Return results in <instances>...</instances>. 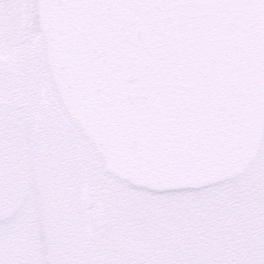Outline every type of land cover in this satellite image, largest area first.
Wrapping results in <instances>:
<instances>
[{"label": "water", "instance_id": "1", "mask_svg": "<svg viewBox=\"0 0 264 264\" xmlns=\"http://www.w3.org/2000/svg\"><path fill=\"white\" fill-rule=\"evenodd\" d=\"M38 8L65 99L112 171L176 189L229 177L252 159L264 0H39ZM131 98L154 132L115 119Z\"/></svg>", "mask_w": 264, "mask_h": 264}, {"label": "flooded vegetation", "instance_id": "2", "mask_svg": "<svg viewBox=\"0 0 264 264\" xmlns=\"http://www.w3.org/2000/svg\"><path fill=\"white\" fill-rule=\"evenodd\" d=\"M15 3L12 20L23 44L28 22L26 7L24 0ZM40 77V89L34 90L33 96L22 104L30 106L29 115L34 119L35 181L41 186L50 216L45 247L51 258H46L45 264H86V246L90 240L98 241L102 230L110 225L109 200L123 195L124 190H135L122 186L105 170L100 153L83 133L80 135L66 113L47 67L44 66ZM7 102L0 98V103ZM23 167L27 175L26 161ZM21 182L20 176L11 174L10 156L0 148V222L5 225L0 239V264L43 261V243L15 255L10 251L12 236L4 238L9 231L10 196L18 191Z\"/></svg>", "mask_w": 264, "mask_h": 264}, {"label": "rangeland", "instance_id": "3", "mask_svg": "<svg viewBox=\"0 0 264 264\" xmlns=\"http://www.w3.org/2000/svg\"><path fill=\"white\" fill-rule=\"evenodd\" d=\"M16 0H0L1 9L0 16V58L7 60L14 64L17 68L20 78L26 83H23L22 80L19 81L20 88H8L5 86V78L0 77V95L12 96L14 101L19 102L20 100H25L30 98V92L34 89L35 85L38 82V76L36 73V69L31 70L29 64V58L32 60L30 55V50L33 49V46L37 44V39L40 36V32L38 30V26L35 23V5L36 0H26V14H27V30L26 33L23 34V38H26L23 44H20L19 37L17 36V30L14 26V21L12 20L13 11L15 9ZM31 21H30V20ZM31 22L33 25H31ZM20 53V54H19ZM33 59L34 56H33ZM7 82V81H6ZM6 87V88H4ZM32 89H31V88ZM0 110V132L3 134L1 138H4V151L9 155L12 159V165L14 161H24L26 159L27 162V175H28V186L26 190V204L25 201L23 204L25 206L22 208L21 212L16 213L12 218V222L18 219L19 215L22 213L25 215L22 216L24 220V224H27L28 228L31 229H40L41 222L43 219V228L41 231H32L31 229L25 228L23 222L18 226V229H15L14 225L9 224V231L5 232L4 238L8 235L13 236V241L10 242V251L11 253H15V255L24 250H30L33 247L39 245V243H43V258L42 264H45L46 258H51V253L49 249L46 247L48 234L47 231L44 230L46 228L45 222H47V211L41 205L40 197L43 198L42 190L38 191L37 186L34 182V172L35 165H33V155L34 153V143L32 142V130L30 121L26 122L22 121L24 117V112L29 111L24 108L13 109L10 106L2 107ZM6 119V122L4 121ZM75 137V135H73ZM73 137V140H74ZM250 173H263L264 169L262 164L255 165L249 171ZM251 176V175H249ZM24 198L21 197L20 201ZM40 202V204H38ZM13 203V202H12ZM118 204L121 206V209L118 210L120 214L118 215L117 209L111 208L112 205H109V217L110 225L102 230V236L98 241L90 240L89 244L86 246V264H147L148 258L146 254H144V247H141L140 250L136 246V243L130 239L132 233L130 229L127 228V231L124 232L121 230V217H124L126 214V209L123 207L124 199L119 200ZM117 204V206H118ZM27 205V206H26ZM21 206V205H20ZM124 208V210H123ZM111 209V210H110ZM113 209V210H112ZM122 214V215H121ZM3 218V216H1ZM48 224V223H47ZM49 226V224H48ZM123 228V227H122ZM5 229V225L0 222V239L2 240V234ZM44 230V232H43ZM39 234L40 237H39ZM129 234V235H128ZM27 237V238H26ZM26 240L29 242V245H26ZM252 246H256L258 253V257L264 255L259 248V244L254 240L250 241ZM24 242V243H23ZM249 243H245V246H249ZM46 246V247H45ZM45 248V249H44ZM162 251V250H160ZM167 250L166 252H168ZM14 255V256H15ZM162 253H158L155 256L154 264H157V260H161L160 257ZM262 262V260H261ZM160 264H162L160 262ZM165 264V261H163ZM227 264V263H226Z\"/></svg>", "mask_w": 264, "mask_h": 264}, {"label": "trees", "instance_id": "4", "mask_svg": "<svg viewBox=\"0 0 264 264\" xmlns=\"http://www.w3.org/2000/svg\"><path fill=\"white\" fill-rule=\"evenodd\" d=\"M172 203L168 214L171 219L176 217L181 224L172 221L175 224H162V228L155 224L154 228L148 226L146 229L151 232L160 229L167 231L165 238H157L169 245L162 251V264L164 259L169 261L167 264H214L218 256L231 254L227 231L231 227L229 221L235 208L232 195L223 192L208 199L188 193L178 204ZM150 208L146 211L147 217L151 218L157 207Z\"/></svg>", "mask_w": 264, "mask_h": 264}]
</instances>
